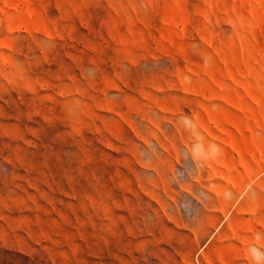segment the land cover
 <instances>
[{
	"label": "rangeland",
	"instance_id": "1",
	"mask_svg": "<svg viewBox=\"0 0 264 264\" xmlns=\"http://www.w3.org/2000/svg\"><path fill=\"white\" fill-rule=\"evenodd\" d=\"M0 264H264V0H0Z\"/></svg>",
	"mask_w": 264,
	"mask_h": 264
}]
</instances>
